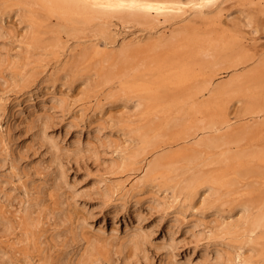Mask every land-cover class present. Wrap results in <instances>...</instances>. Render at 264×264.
Returning <instances> with one entry per match:
<instances>
[{
	"label": "rangeland",
	"instance_id": "rangeland-1",
	"mask_svg": "<svg viewBox=\"0 0 264 264\" xmlns=\"http://www.w3.org/2000/svg\"><path fill=\"white\" fill-rule=\"evenodd\" d=\"M212 1L201 2L206 3L204 13L219 15L223 25L236 30L246 44L264 55V14L244 25L253 0H216L210 8ZM12 3L0 0V31L7 32L0 37V51L8 58L0 67V264H214L217 248L222 258L229 257L226 263L264 264V233L250 242L224 228L231 204L220 211L222 219L210 212L207 204L200 206V197L186 203L185 210L171 208L169 205L176 203H170L171 189L162 191L164 183L137 187L140 171L130 160L136 149L130 131L140 122L137 113L126 110L127 97L105 100L102 92L94 98L93 92L85 89L84 72L69 66V57L78 50L74 39L62 35V48L33 54L31 14L26 6ZM190 11L178 22H193L201 29L206 26L196 10ZM226 14L229 20L224 18ZM111 29L118 41L139 34L132 24L127 28L116 23ZM46 35L39 36L44 40ZM28 71L31 75L21 81V74ZM51 95L63 102L51 103ZM242 105V101L230 102L229 118L235 119ZM43 122L47 135L64 149L58 155L68 181L65 186L53 185L51 155L36 135ZM95 126L101 130L97 132ZM76 146L82 150L86 146L93 154L83 150L74 157ZM110 162L114 166L108 167ZM262 195L264 199V192ZM152 197L163 198L165 205H154ZM24 202L33 205L22 209ZM170 210L183 213H177L172 222ZM27 220L35 222L31 231ZM6 221L10 229L3 230ZM136 224L151 233L141 248L127 241L131 231L137 230ZM169 242L173 244L168 247Z\"/></svg>",
	"mask_w": 264,
	"mask_h": 264
},
{
	"label": "bare ground",
	"instance_id": "bare-ground-1",
	"mask_svg": "<svg viewBox=\"0 0 264 264\" xmlns=\"http://www.w3.org/2000/svg\"><path fill=\"white\" fill-rule=\"evenodd\" d=\"M7 1H12L15 7L26 6L31 14L33 54L62 48V35L74 39L78 50L69 57V66L71 70L84 72L85 89L91 90L94 98L102 92L105 100L127 97L126 110L137 113L140 122L131 127L136 149L128 154L140 171L137 187L164 183L162 191L171 189L170 203H176H169L171 208L185 210L186 203L200 197V206L207 204L210 212L219 218L224 217L220 213L223 207L231 204L224 227L227 232L250 242L255 235L264 233L262 53L246 44L236 30L223 25L219 15L204 13L206 3L201 4L203 0ZM215 3L213 0L210 8ZM248 8L245 26L251 25L257 14H264V0H253ZM188 9L196 10L206 26L201 29L193 22H178ZM224 18L229 20V14ZM116 23L127 25V28L132 24L138 27L139 34L130 40L121 41L120 38L118 41L111 29ZM40 34L48 35L43 40ZM0 35L6 36L7 32L1 30ZM7 59L0 51V67ZM60 59L58 56L57 61ZM30 75L29 71L24 72L19 78L25 81ZM48 98L55 105L63 102L61 97L51 95ZM232 101L243 103L235 119L229 118L227 113ZM46 126L45 122L39 123L36 135L51 155L55 173L53 185L65 186L68 181L61 155H58L64 149L56 138L47 135ZM94 130L99 132L101 127L95 126ZM83 150L93 154L86 146ZM83 150L76 146L72 155L76 157ZM112 164L107 166H114ZM160 197L150 200L163 207L166 201ZM22 204V209L33 205L30 202ZM170 212L173 214L170 221L177 220V213H183L180 210ZM136 217L139 223V215ZM32 222L26 221L29 231L30 226L35 225ZM6 223L3 230L10 229ZM136 229L131 231L127 241L141 248L149 240L150 231H143L139 225ZM172 244L169 242L166 246ZM221 254L217 248L212 263L235 264L233 261L226 263L229 257L225 259L224 255L223 260Z\"/></svg>",
	"mask_w": 264,
	"mask_h": 264
}]
</instances>
